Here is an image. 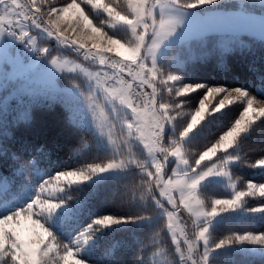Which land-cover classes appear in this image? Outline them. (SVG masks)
Instances as JSON below:
<instances>
[{"label":"snow or ice","instance_id":"1","mask_svg":"<svg viewBox=\"0 0 264 264\" xmlns=\"http://www.w3.org/2000/svg\"><path fill=\"white\" fill-rule=\"evenodd\" d=\"M177 2L178 0H64L58 5L56 0H0V39L12 36L16 40L26 42L32 51L41 56L45 55V48L37 46V37L31 32L34 27L66 45L89 50L96 62L115 71L90 72L79 67L90 80H95L97 89L114 98L113 103L118 99L122 106L127 108L131 124L128 135L121 140V145L127 146L124 158L118 162L112 160L107 164H89L86 171L82 169L59 172L51 180L40 183L34 198L26 204L12 208L4 207L6 202L3 197L9 191L6 184L0 181V207H3V211H0V264H85L80 258H76L78 249L59 243L55 234L46 225L41 224L37 216L45 215L49 220L61 207L62 202H52V196L53 193L65 191V188L61 187L62 182L83 183L98 174L129 165H135L145 173V178L141 180L145 196L153 197L157 205L164 208L166 227L175 241V252L179 254L182 264H208L209 255L213 251L212 245L215 248L244 242L264 245V233L233 234L218 242L210 237L213 218L241 207L247 197L264 198V184L249 182L246 188L237 190L231 171L234 161L243 162L237 151L241 146L242 134L248 133L257 120H264V107L255 108L257 98L243 89L228 90L202 84L177 88V75L169 73L166 78H161L156 56L161 46L176 32L177 25L182 20V16L177 14L178 10L172 9V5ZM206 2L207 0H200V4ZM122 3L126 11L120 10ZM94 13L104 18L103 25L94 22ZM43 16L49 19L44 20ZM261 17L264 21V16ZM62 23L68 24L75 35L74 39L67 34V29L61 27ZM120 25L128 28V39L122 40L110 33V29H116ZM74 26H82L83 31L77 35ZM149 26L155 37L148 48L152 59L151 63H141L146 42L152 39V36L146 35ZM110 53L122 58V62L113 63L108 55ZM52 63L57 69L63 70V64L55 60ZM125 72L131 80L125 79ZM146 88L151 91L144 90ZM165 89L169 94L179 93V96H188L200 89H206L183 131L170 140L165 137V129L169 124L175 127L177 117L173 113L179 109L164 102ZM135 95H142L143 103L137 104ZM212 100H216V103H211ZM236 101L243 102L244 107L234 123L209 146L189 155L190 149L185 145L186 138L207 118L210 111H221ZM180 109H183L181 104ZM112 113L111 110L100 128L105 132L104 128L107 127L105 134L109 141L116 145V151L121 152V145H117L113 139L117 117H113ZM120 128L123 129L124 125H120ZM133 138L143 143L150 160L136 158L132 150ZM170 157L175 160L176 167L171 170V176L166 178ZM250 166L264 167V157ZM25 167L30 168L31 165L26 164ZM210 176L227 178L233 195L230 198H215L210 201L203 199L200 185ZM33 183L34 181L29 182ZM154 189H159L158 195L166 198L171 210L164 207ZM176 191L179 192V202L173 195ZM145 196H141V199ZM181 206L195 218L192 221L193 239H188L183 228L179 231V236L184 237L183 243L187 245V255L182 250L181 240L177 238V225L180 220L176 210ZM253 211H264V208ZM120 222L121 220L113 216L96 219L73 243L82 248L93 238L97 230L95 226ZM25 223L26 226L21 227Z\"/></svg>","mask_w":264,"mask_h":264},{"label":"trees","instance_id":"2","mask_svg":"<svg viewBox=\"0 0 264 264\" xmlns=\"http://www.w3.org/2000/svg\"><path fill=\"white\" fill-rule=\"evenodd\" d=\"M242 1L229 0L232 3L220 7L264 12L260 4ZM178 48L180 54L176 59L170 54L161 61L167 70L180 73L191 82L239 85L264 98V39L246 33L240 37L211 33ZM66 76L75 79V83L81 77L64 75L63 82L67 81ZM31 111L29 119L12 120L0 134V181L9 189L26 188L32 185L30 181L50 179L62 171L85 170L89 164H104L112 158L100 147L93 130L71 120L69 108L61 101L35 104ZM221 115L210 119L203 132L185 142L186 147L199 151L213 143L221 130L212 126H219ZM226 118L223 127L232 121L227 122ZM183 125L182 120L177 121L178 129ZM237 151L243 162L238 160L231 168L239 179L238 188L250 178L264 182V169L250 167L264 152V120L256 121L243 135ZM26 164L31 167L26 168ZM144 178L145 173L133 167L98 182L77 184L73 198L66 199L70 210L55 225L49 224L51 230L63 243L74 247V238L94 220L105 216L121 218L124 221L118 224L95 226L98 229L89 241L92 253L81 257L94 264H160L161 260L180 264L165 213L156 199L145 196L141 182ZM203 191L209 199L231 195L215 182L204 185ZM241 228L264 229V216L244 224L241 219L225 216L212 227L211 235L222 238L241 232ZM213 257L214 264H264V255L252 257L232 246L219 249Z\"/></svg>","mask_w":264,"mask_h":264},{"label":"rangeland","instance_id":"3","mask_svg":"<svg viewBox=\"0 0 264 264\" xmlns=\"http://www.w3.org/2000/svg\"><path fill=\"white\" fill-rule=\"evenodd\" d=\"M226 3H232L228 2ZM249 2L250 4H259V0H243L242 2ZM57 4H62V0H56ZM121 11H126V8L121 4ZM264 16L263 11L257 10H249L241 7L237 8H226V7H216L212 8L211 6H198L197 8L193 9L191 13L188 15L189 20H196L194 21L185 33L178 32L175 36L170 37L168 41H166L161 48L159 49L156 59L158 66L162 69L166 70L167 72H171L176 74L179 77V80L176 82V87L181 88L184 84H202L207 86H216V87H224L225 89L232 90V89H243L249 92L250 95L255 96L257 98V102L254 104V107L259 109L264 107V98L257 97L248 89L239 86V85H229L225 83H217V82H210V83H201V82H191L184 78L180 73L173 72L167 70V68L162 66L161 61L168 55L172 54L175 59L179 56L180 53L177 54L179 48L183 44L189 43L192 39L195 38H202L208 34L215 33L219 35H231L234 37H240L242 34L246 33L249 35H253L254 37H258L264 39V21H262V17ZM102 16L98 13H94L93 19L94 22L99 20ZM208 18V19H207ZM187 23V21H186ZM61 27L67 29V34L75 38V35L72 33L71 28H69L67 23H62ZM111 34H113L116 38L119 39H127L130 35L129 30L126 26L120 25L116 29L109 30ZM31 32L33 35L37 37V46L38 47H49L50 51L55 54L57 52H63L69 59L75 60L76 64H79L81 67L88 69L90 72H97V71H107L112 72L114 69H110L104 65H100L98 62H92L91 60H84L83 58L72 54L67 49L62 47L61 45L55 46L54 43V36L48 37L47 34L42 33L41 30L35 29L34 27L31 28ZM21 41L14 39L12 36H6L3 39H0V134L7 123H10L12 120H16L18 118L29 119L32 116V106L35 104H52L56 101H61L64 103L70 110V118L74 122L84 125L87 128L94 131L98 144L103 150L108 151L112 155L111 159L107 160L104 164L112 162V160H116L117 162L124 158L122 153L127 151L126 145H121L122 137L120 135L119 129L117 128L113 139L116 141L117 145H121V152H117L116 149L113 148L112 144L109 141L107 135L102 134L99 129L100 125L105 122L106 116H108L111 112V105L103 100L104 92L101 89H97L95 87V80H90L88 77L84 75V73L80 72L79 69L77 72L74 73H67L64 72H57L47 61L44 56H32L30 58H26L25 55L21 53L19 50L18 44ZM174 53V54H173ZM112 54V53H111ZM114 54V53H113ZM171 57V58H172ZM76 74L81 76L80 80L77 81L76 84L79 85V88L76 86L70 85L68 81L63 82L61 80L62 76L64 75H72ZM131 79V78H130ZM112 82L110 81L109 84ZM146 91H151V89H144ZM95 92V99L98 103H93L91 97V92ZM206 89H200L197 92L190 93L188 96H178L174 99L179 102L188 115L178 116L175 121V127L172 124H169L165 129V137L166 139L170 140L174 137L176 131L178 130L177 121L182 120V123L186 125L187 121L190 119V114L199 106V101L205 94ZM163 94H166V89L163 90ZM173 99V97H169V99ZM218 99V98H217ZM211 103L215 104L216 100H212ZM244 103L240 101H236L233 105H230L224 108L221 111H210L207 118L186 138L185 142L188 140L193 139L196 134H200L205 130L207 123L210 119L215 117L217 114H222L220 117V122L218 125L213 124V128L220 127V132L218 137L223 134V131L227 130L228 127L234 123L235 119L238 118L240 112L243 110ZM127 111V110H126ZM113 117L116 116V113H112ZM226 121L229 122L230 119L232 121L228 123L227 127H223V123ZM224 118V119H223ZM147 119V117H146ZM224 120V122H223ZM258 121V120H257ZM118 124V122H117ZM183 125V127L185 126ZM182 127V128H183ZM179 128V129H182ZM208 127L207 129H209ZM223 128V129H222ZM206 129V130H207ZM105 133L107 132V127L104 128ZM244 134H242L243 137ZM241 137V138H242ZM186 145V143H185ZM132 150L135 154L137 159L140 160H150L148 156L147 150L144 149L143 143L141 141L136 140L135 138L132 139ZM192 150V149H190ZM194 151V150H193ZM264 157V152L259 155L256 159ZM254 162V161H253ZM237 161L232 163L235 164ZM252 164V163H251ZM231 165V167H232ZM137 168L135 165H129L124 168L118 169H111L105 173L98 174L92 177L90 180L85 182H98L110 175H115L119 173H124L126 170L130 168ZM176 167L175 160L173 158H169V164L166 167V178L171 176V170ZM253 169H264V167H252ZM87 169H85L86 171ZM70 171H77V170H70ZM232 171V168H231ZM142 172V171H141ZM144 173V172H143ZM233 174V171H232ZM56 176V175H55ZM54 176V177H55ZM53 178V177H52ZM46 179V180H51ZM234 182L237 185V190H243L246 188L247 183H257V184H264L263 181H257L247 179L243 181V186L238 188V181L239 179L234 177ZM43 180H35L34 183L26 188L20 189H9L8 186L7 190L8 193L5 194L3 199L5 200L4 207L12 208L22 204H26L30 202L36 192L38 191V186L40 183H43ZM221 183L225 189L230 191L231 195L226 197H212L211 199L215 198H230L233 195V190L228 182V179L225 177L220 176H210L202 181L200 185V192L202 198L206 201H210L211 199L208 198L206 194H204L203 186L209 183ZM84 183V182H83ZM77 184L81 183H74L68 184L67 182H62L61 187L65 188L64 192L61 193H53L52 202H62L61 207L56 210L53 216L48 220V225H55L59 222L60 218H62L65 214L68 213L70 210L69 206L70 203L67 202L66 199L71 200L74 195V188L77 187ZM75 186V187H74ZM73 187V188H72ZM209 187V185H208ZM72 188V189H71ZM154 192L157 194V198L160 199L164 207H167L171 210V205L167 204L166 198L159 196V189H154ZM176 196L177 202H179V192L176 191L173 193ZM75 201V200H74ZM257 208H264V198H260L258 196L247 197L244 200V203L241 207L229 210L227 212L221 213L219 216L213 218L210 224V237L213 241L218 242L221 239H224L227 236L237 234L242 235L246 233H253L259 234L264 233V229H257V230H247L241 228V232L239 233H230L222 235V238L214 235H211L212 227L225 216L236 217L242 220V224L245 221H252L256 216H264V211H253V209ZM164 212V208H162ZM0 210H3V207H0ZM179 213V220L180 223L177 225V233L178 239L182 242V250L185 254H188L187 245L183 243L184 237L179 236V231L181 228L185 232H187L188 239H193V225L192 221L195 219L192 217L185 209L178 208L176 210ZM184 213H183V212ZM183 215V216H182ZM119 220L124 221V219L118 218ZM25 224H22L21 227H25ZM98 229V227H96ZM104 228L101 227V230ZM171 235V233H170ZM77 237V236H76ZM75 237V238H76ZM74 238V239H75ZM172 238V236H171ZM173 240V239H172ZM72 241V240H71ZM174 245L175 241L173 240ZM72 244V243H71ZM237 247L241 250L247 252L252 257L254 255L260 254L264 255V245L260 244H252L250 242L244 243H236L232 245H227L225 247ZM213 251L209 255L208 264H214L215 260L212 261L213 256L218 252L219 249L223 248H215L212 245ZM74 249H78V256L77 259H81L85 262V264H94L87 260H85L81 255L86 253H92L91 248L89 247V242L86 245H83L81 248L78 245L74 244ZM224 251H221V253ZM258 257V256H257ZM177 258L182 264L179 259V254L177 253ZM256 261V260H255ZM162 263L166 264L161 260ZM150 264V263H149Z\"/></svg>","mask_w":264,"mask_h":264},{"label":"clouds","instance_id":"4","mask_svg":"<svg viewBox=\"0 0 264 264\" xmlns=\"http://www.w3.org/2000/svg\"><path fill=\"white\" fill-rule=\"evenodd\" d=\"M62 2H64V0H62ZM226 4V0H207L206 3L204 4H200V0H178V2L176 4L172 5V9L173 10H178L177 14L182 16V20L181 22L177 25L176 28V32L173 33L171 35V37L175 36L178 32H183L185 33L187 31V29L189 28V26L196 20H189L188 19V15L191 13V11L197 7H194V5H199V6H211L212 8H216L220 5ZM259 4L260 7L262 9H264V0H259ZM246 4L244 3L243 6H245ZM44 20H48L49 18L47 16H43L42 17ZM187 21V23H186ZM96 23L98 25H103L105 23V20L103 17H101L99 20L96 21ZM150 21L148 22V24L150 25ZM76 28V33L77 35H79V33L81 31H83V27L82 26H74ZM152 28L149 26L147 27V32L146 35L148 36H152V39L147 40L146 45H145V49H144V56L141 60V63H143L144 61H147L149 63H151V59L152 57L149 55L148 53V48L151 47L152 45V41L155 39V37L152 35ZM128 39V38H127ZM58 43V45H62V46H67L69 48H71L74 52L78 53L80 56L83 57L84 60H91L92 62H96L95 58L92 57L90 55L89 50L87 49H83L81 47L78 46H73V45H66L64 43H62L60 40L55 39ZM134 43V41H133ZM46 50V54L42 55L44 56L48 63L57 71V72H64L66 71L67 73H74L77 72V70L79 69L80 72L84 73L81 68L79 67V64H76L75 60L73 59H69L66 55H64L63 52H57L55 54H53L49 47H44ZM56 61L57 63L63 64L64 68L63 70H59L55 67V65L52 63V61ZM113 63H121L122 62V58L117 60V59H112ZM158 71L161 75V78H166L167 75L171 72H167L166 70L162 69L160 66H158ZM173 74V73H172ZM85 75V74H84ZM176 75V74H175ZM86 76V75H85ZM87 77V76H86ZM68 81V83L70 85L76 86L77 88H79V85L75 83V79H72L68 76L65 77ZM187 85H192V84H184L183 86H187ZM91 92V91H90ZM179 93H173V94H169L168 92H166V94H163V100L165 103H169L172 106H174L175 108L179 109L178 111L174 112L173 115H175L176 117L178 116H183V113H185L184 109H180V103L177 102L174 98L178 97ZM169 97H173L172 100L169 99ZM90 99H92V102L98 103L97 100L95 99V92H91V97ZM113 99L112 97L104 94L103 100L105 102H107L109 105H111V109L113 111V113H116V117H117V127L114 129V133L116 131V129H119V132L121 133V137H126L128 135V128L131 126L130 122H129V113L127 110V108L125 106H122L121 102L117 99L115 101V103H113ZM134 99L136 100L137 104H141L144 101V97L142 95H135ZM120 125H124V128L121 129ZM188 127H190V125H187ZM185 127V126H184ZM184 127L182 129H178L175 133V135H178L180 132L183 131ZM99 131L106 135L105 132H102L101 128L99 129ZM111 143V142H110ZM112 144V143H111ZM113 148L116 149V145L112 144ZM197 151H193L190 150L189 155L194 154ZM125 155V153H122V156ZM39 211V210H38ZM37 220L43 224L46 225L47 228L51 230V226L48 225V219L46 218L45 215H39L37 216ZM53 232V231H52ZM54 233V232H53ZM55 234V233H54ZM55 237L57 238V241L59 243H63L55 234Z\"/></svg>","mask_w":264,"mask_h":264},{"label":"built area","instance_id":"5","mask_svg":"<svg viewBox=\"0 0 264 264\" xmlns=\"http://www.w3.org/2000/svg\"><path fill=\"white\" fill-rule=\"evenodd\" d=\"M74 39V38H73ZM54 42H57L56 40H55V37H54ZM66 48H68V49H70L71 51H73L71 48H69V47H67V46H65ZM19 48H20V50H21V52H22V54H24L26 57H32L33 55L34 56H40L39 54H38V52H34V51H32L29 47H28V45L26 44V42H22L21 41V43L19 44ZM74 52V51H73ZM74 53H76V52H74ZM76 54H78V53H76ZM79 55V54H78ZM109 56H110V58L111 59H117V60H119V59H121L119 56H116L115 54H108ZM124 77H125V79L126 80H131L130 79V77H128L125 73H124Z\"/></svg>","mask_w":264,"mask_h":264}]
</instances>
